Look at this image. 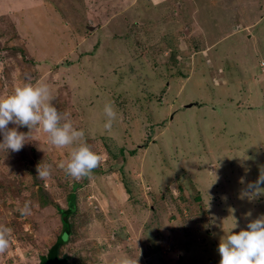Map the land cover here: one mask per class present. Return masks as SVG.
Segmentation results:
<instances>
[{"label":"rangeland","instance_id":"obj_1","mask_svg":"<svg viewBox=\"0 0 264 264\" xmlns=\"http://www.w3.org/2000/svg\"><path fill=\"white\" fill-rule=\"evenodd\" d=\"M261 21L264 0H0V97L48 84L103 157L75 181L58 167L71 147L42 128L0 149V227L12 229L0 264H42L71 194L64 264H219L220 239L264 214V195L241 198L264 165Z\"/></svg>","mask_w":264,"mask_h":264},{"label":"clouds","instance_id":"obj_2","mask_svg":"<svg viewBox=\"0 0 264 264\" xmlns=\"http://www.w3.org/2000/svg\"><path fill=\"white\" fill-rule=\"evenodd\" d=\"M52 99L49 85L41 83L17 86L11 95L0 97V135L3 137L0 149L19 152L27 141L33 139L31 135L33 129L42 128L48 135V143L51 146L57 149L71 147L70 158L61 161L58 167L75 181L90 178L93 170L103 162V157L91 150L86 143H80L85 136L84 131L74 127L69 113L58 112L51 102ZM104 112L109 119L103 127L111 133L117 113L110 103L105 104ZM65 118H67L66 122L61 123ZM9 124L15 127L10 128ZM20 127H27L29 131L20 132L18 131ZM247 159V157L242 158V167L243 161ZM36 169L37 177L42 180H47L51 174L49 165L42 166L40 163ZM262 186H264V165L259 166L258 178L241 189V198L252 199L264 195ZM30 204V201H26L24 208L19 209L21 216L31 214L30 211L25 212ZM11 233V228L0 227V254L9 249L11 242L7 236ZM217 250L220 255L219 264H264V214L249 220L246 229L238 233L231 231L222 237ZM113 264H139V258L125 255L115 260Z\"/></svg>","mask_w":264,"mask_h":264},{"label":"trees","instance_id":"obj_3","mask_svg":"<svg viewBox=\"0 0 264 264\" xmlns=\"http://www.w3.org/2000/svg\"><path fill=\"white\" fill-rule=\"evenodd\" d=\"M75 199H76L75 195L71 194L68 198L67 209H63V208L58 209L62 223V233L60 234L56 242L58 243L59 249L68 242L69 238L72 235L73 225L70 221V217L74 215L77 211V205ZM44 261H46L45 257L43 258L42 262ZM65 262L66 259L64 258L61 264H64Z\"/></svg>","mask_w":264,"mask_h":264},{"label":"water","instance_id":"obj_4","mask_svg":"<svg viewBox=\"0 0 264 264\" xmlns=\"http://www.w3.org/2000/svg\"><path fill=\"white\" fill-rule=\"evenodd\" d=\"M62 260L59 257V247L56 243L50 250L48 258L42 264H61Z\"/></svg>","mask_w":264,"mask_h":264},{"label":"crops","instance_id":"obj_5","mask_svg":"<svg viewBox=\"0 0 264 264\" xmlns=\"http://www.w3.org/2000/svg\"><path fill=\"white\" fill-rule=\"evenodd\" d=\"M264 23V21H261L259 24H258V26L256 27L257 29L256 30H263L264 29V27L262 26V24ZM262 27V28H261ZM262 64V63H261ZM264 69V68H263ZM262 69V70H263ZM263 73V72H262ZM260 81H264V73L262 74V76H260ZM262 86L264 87V85L262 84ZM244 102H246V101H244ZM236 108H238V107H236Z\"/></svg>","mask_w":264,"mask_h":264},{"label":"built area","instance_id":"obj_6","mask_svg":"<svg viewBox=\"0 0 264 264\" xmlns=\"http://www.w3.org/2000/svg\"><path fill=\"white\" fill-rule=\"evenodd\" d=\"M262 65H263V67H264V63H263Z\"/></svg>","mask_w":264,"mask_h":264}]
</instances>
